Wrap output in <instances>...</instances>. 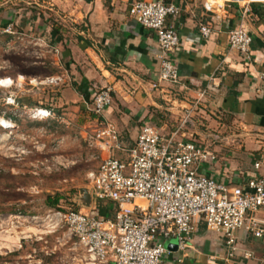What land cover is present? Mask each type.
I'll return each mask as SVG.
<instances>
[{
    "label": "crops",
    "instance_id": "0c3cea01",
    "mask_svg": "<svg viewBox=\"0 0 264 264\" xmlns=\"http://www.w3.org/2000/svg\"><path fill=\"white\" fill-rule=\"evenodd\" d=\"M165 1L182 8L178 18L168 19L181 35L172 53L180 79L159 82L155 89L161 70L158 36L130 14L133 0H0V26L11 24L14 32L0 34L5 55L19 51L25 66L34 70L22 72L28 78L64 79L58 86L26 85L20 101L54 109L69 126L32 119L24 110L11 113L22 121L21 134L39 141L34 148L49 155L48 169L68 156L57 154L65 147L61 139L69 148L75 146L72 160L90 163L92 171L106 152L89 147L87 138L106 123L116 126L125 147H132L145 124L169 136L188 115L194 124L180 129L183 139L211 145L216 156L201 164V171L231 187L264 174V0H252L249 14L244 12L245 1H236L226 14L217 15L206 11V0ZM202 22L213 27L211 36L202 35ZM240 24L248 25L253 37L249 55L229 45V31ZM106 86L113 89V103L97 116L90 105ZM59 128L68 135H59ZM114 154L123 161L128 158L124 152ZM93 203L95 208L98 201ZM254 218L264 227V210ZM236 234L239 251L229 259L225 238L197 220L186 249H180L176 238L166 241L169 253L162 264H264V237L245 228ZM79 248L72 264H85Z\"/></svg>",
    "mask_w": 264,
    "mask_h": 264
},
{
    "label": "built area",
    "instance_id": "2783aa9c",
    "mask_svg": "<svg viewBox=\"0 0 264 264\" xmlns=\"http://www.w3.org/2000/svg\"><path fill=\"white\" fill-rule=\"evenodd\" d=\"M236 1H245L244 12L250 13L252 0H206L204 8L212 15L226 14ZM130 14L158 36L161 70L153 88L158 89L162 82L178 83L180 73L172 53L180 45L181 35L168 25V19L178 18L181 6L165 0H133ZM200 31L209 37L214 29L202 22ZM0 34H14L12 25L0 26ZM228 41L232 49L249 55L253 42L249 26L240 24L231 29ZM63 81L61 76H0V128L4 133L20 128L11 116L12 109L24 110L35 120H55L69 126L70 122L50 107L23 104L17 91L25 90L26 85L40 88L58 86ZM112 103L113 89L106 86L97 92L90 109L100 116ZM188 124L194 122L187 115L180 128L165 136L158 127L147 123L132 147L122 144L112 123L88 136L89 147L106 152L99 167L88 174L93 197L96 201H110L115 212L111 218L97 206L86 211L59 212L84 251L85 264H162L169 253L166 241L176 238L180 249H186L197 220L225 238L229 259L239 251L236 233L240 229L264 237V227L257 226L254 218L264 210V174L252 176L244 186L219 183L200 169L201 164L216 158L211 145L183 139L181 130ZM23 136L26 140L27 136ZM115 151L124 152L127 160L116 157ZM26 152L22 148L21 153ZM255 166L258 169L261 163Z\"/></svg>",
    "mask_w": 264,
    "mask_h": 264
},
{
    "label": "rangeland",
    "instance_id": "374dc122",
    "mask_svg": "<svg viewBox=\"0 0 264 264\" xmlns=\"http://www.w3.org/2000/svg\"><path fill=\"white\" fill-rule=\"evenodd\" d=\"M5 50L2 40L0 76L5 73V67L15 78L18 73L34 71L25 66L19 51L5 55ZM17 91L20 95L25 93L21 89ZM16 120L20 127L22 121ZM58 133L68 135L66 129L59 128ZM3 137L0 141V264H72L73 253L81 250L59 212L89 210L83 205L80 190L91 187L88 174L95 166L81 159L73 161L75 146L69 148L61 139L65 147L58 148L57 154L68 155V159L65 157L56 167L48 169L49 155L34 148L39 141L24 140L19 130L6 134L0 129V138ZM22 148L28 152L21 153ZM41 160L45 162L42 164ZM57 197L61 198V208L50 207L49 201Z\"/></svg>",
    "mask_w": 264,
    "mask_h": 264
},
{
    "label": "trees",
    "instance_id": "16d2710c",
    "mask_svg": "<svg viewBox=\"0 0 264 264\" xmlns=\"http://www.w3.org/2000/svg\"><path fill=\"white\" fill-rule=\"evenodd\" d=\"M5 72L7 74H11L12 75V73L10 72V70L5 71ZM16 74H17V72L15 74H13V75H16ZM60 202H61V198L60 197H57V198H55L53 200H50L48 205L50 207H52V208H61L60 207ZM97 207L100 209L101 213L103 215H105L106 217H109L110 218V217H113L114 216V210L112 209V207H111L110 204L109 205H104L102 202H98L97 203ZM73 211H75V210H73Z\"/></svg>",
    "mask_w": 264,
    "mask_h": 264
},
{
    "label": "water",
    "instance_id": "95a60500",
    "mask_svg": "<svg viewBox=\"0 0 264 264\" xmlns=\"http://www.w3.org/2000/svg\"><path fill=\"white\" fill-rule=\"evenodd\" d=\"M81 194H82V201H83V205L85 207L90 208L92 206L93 203V191L91 187H85L82 188L81 190Z\"/></svg>",
    "mask_w": 264,
    "mask_h": 264
},
{
    "label": "bare ground",
    "instance_id": "6f19581e",
    "mask_svg": "<svg viewBox=\"0 0 264 264\" xmlns=\"http://www.w3.org/2000/svg\"><path fill=\"white\" fill-rule=\"evenodd\" d=\"M4 139V137L3 138H0V141H2Z\"/></svg>",
    "mask_w": 264,
    "mask_h": 264
}]
</instances>
